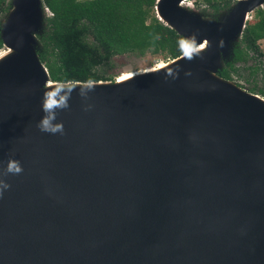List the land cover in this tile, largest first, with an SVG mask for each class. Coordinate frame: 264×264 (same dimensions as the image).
<instances>
[{"label":"water","instance_id":"1","mask_svg":"<svg viewBox=\"0 0 264 264\" xmlns=\"http://www.w3.org/2000/svg\"><path fill=\"white\" fill-rule=\"evenodd\" d=\"M176 1L155 0V17L193 47L205 40L216 73L264 0H235L226 25ZM9 4L0 42L19 54L0 59V264H264V112L204 75L197 54L116 90L52 95L63 132H43L48 96L22 90L49 79L34 39L47 10ZM9 160L22 171L5 174Z\"/></svg>","mask_w":264,"mask_h":264},{"label":"trees","instance_id":"2","mask_svg":"<svg viewBox=\"0 0 264 264\" xmlns=\"http://www.w3.org/2000/svg\"><path fill=\"white\" fill-rule=\"evenodd\" d=\"M201 1L212 12L226 10L233 0ZM155 0H41L47 15L43 31L37 36L38 60L46 68L49 81L76 83L112 80L97 69L108 65L111 57L123 53L164 51L170 60L193 46L154 15ZM8 0H0V15L8 10ZM264 40V6L256 7L246 20L231 57L216 74L232 81L235 62L249 54L260 55L257 42ZM1 44V43H0ZM166 58V59H165ZM259 69L253 67L250 70ZM264 79V67L259 69ZM119 76V75H118ZM239 86V85H238ZM241 87V86H239ZM264 98V88L246 89Z\"/></svg>","mask_w":264,"mask_h":264},{"label":"bare ground","instance_id":"3","mask_svg":"<svg viewBox=\"0 0 264 264\" xmlns=\"http://www.w3.org/2000/svg\"><path fill=\"white\" fill-rule=\"evenodd\" d=\"M238 1L243 2L244 0H238ZM172 7H174L176 10H178L183 15H186L187 17L191 18L196 23L204 24V25L214 23V22L217 25H226L230 15H231V12H232V11L227 12L226 11L227 9H226V10L221 11L220 15L216 19H210V18L202 17L197 12V10H195L193 8L192 4L188 1L186 2V0L176 1V3H174L172 5ZM190 11H193V12H190ZM37 13H38V16L41 18L42 10L40 9V12L37 11ZM247 13H245V15H243V19H245V20L247 19ZM158 14H159V17L163 20V22L166 23V25L172 26L174 29H176L178 31L179 35L180 34L184 35L180 31V29L177 27V25L174 22H172L161 11L160 8H158ZM193 16H195L196 18ZM210 20H216V21H210ZM32 33L33 32L31 30L29 32V36H31ZM237 34H238V30H236L230 37H228L229 40L227 39L224 41L223 48L225 50L227 49L226 46H228V45H226V43L233 41ZM204 45H205V40H201V42H195L196 47L191 48L192 51L190 53V56L197 55V54L203 55L204 65H199L198 69L204 75H206L210 80H212L213 82H215L218 85L232 91L233 93L242 97L243 99L250 102L252 105H254L255 107H257L258 109H260L261 111L264 112V98L263 97H261L258 94H255V93H250L247 90L236 85L233 81L223 79L222 77L218 76L216 73H213L212 66L210 65V60H208V58L205 57L206 51L204 50L205 49ZM28 46L29 47L32 46V43L30 41L28 43ZM214 50H215V55H217V54L219 55V52L221 49L219 47H215ZM12 54L18 55L19 52L12 50L10 47H7V48L5 47L0 51V59L5 58L7 56H10ZM219 57H220V55H219ZM188 58H189V55L186 54V52H185L175 59L168 60L166 62H160L155 67H150V68L145 69V70L132 71V72L127 73V74H122V75L114 78L113 82H111V83H109V82L93 83V88H91V89L107 88V89L116 90V89H119V88L127 85L128 83H131V82H134V81H137L140 79H144V78H150V77L158 76L161 73H164L165 71H167L170 67H172L178 63H181V62L187 60ZM42 82H43V84L41 86H38V87L32 88V89H23L22 92L29 93V94L36 95V96H48V94L58 95V94H62V93H66V92L74 91V90H78V89H89L86 86L87 84L80 85L79 84L80 82H77L74 87L66 89L68 87V85H66V84L60 85L59 83L49 81V79L48 80L45 79L43 75H42ZM44 86H46V87H44Z\"/></svg>","mask_w":264,"mask_h":264},{"label":"rangeland","instance_id":"4","mask_svg":"<svg viewBox=\"0 0 264 264\" xmlns=\"http://www.w3.org/2000/svg\"><path fill=\"white\" fill-rule=\"evenodd\" d=\"M187 1L191 2L193 8L197 10V12L204 18L216 19L221 13V11L218 13L212 12L201 1H198L196 4L193 3V0H186V2ZM234 1L235 0H233L232 2ZM263 6H264V1L257 7L261 8ZM255 7L252 8V10L247 13L246 20H251L254 10L256 9ZM47 14H48L47 11L43 12L41 28L39 30V33L35 34L34 37L36 42L35 51L39 46L37 36L43 31L44 28L43 18ZM4 16L5 14L0 15V21L4 18ZM239 36L240 34L237 36V39L239 38ZM235 41L231 44V48L235 43ZM257 45L260 55L249 54L248 55L249 57L247 59L243 61H237L234 64V67L237 70L235 74L234 73L232 74V78H233L232 81L236 85L241 86V88L245 90L249 87H254L255 89L264 88V79L262 78L261 71L259 70L262 67H264V40H259L257 42ZM2 49L3 48L1 47L0 44V51ZM164 55H165L164 51L155 53V52H151L149 49H145L142 53L139 52L123 53L111 57L108 65L101 66L97 70L100 73H102L104 76H110L114 79L118 77V75L120 76L122 74H127L132 71L145 70L150 67H155L160 62L168 61V60H163ZM230 57H231V50L227 52L226 57L220 58L219 68L217 69V71L225 65L226 61L230 60ZM253 67H257L259 69H256L255 71H251L250 69Z\"/></svg>","mask_w":264,"mask_h":264},{"label":"clouds","instance_id":"5","mask_svg":"<svg viewBox=\"0 0 264 264\" xmlns=\"http://www.w3.org/2000/svg\"><path fill=\"white\" fill-rule=\"evenodd\" d=\"M186 54L189 55L192 49L185 46ZM87 88L91 89L93 88V82L89 81L87 82ZM63 99V98H61ZM66 105H62L60 103H57L55 99L52 98L51 94H48V98L45 100L43 104V111L47 113V115L44 116V118L40 121L38 124V127L43 132H50V133H57V132H63V125L62 124H54L53 120L55 119V114L52 111L55 107H65ZM22 171V168L18 161L15 160H9L7 164V169L5 174L7 173H13L18 174ZM10 187L9 184L5 183L3 180H0V196L3 194V190L8 189Z\"/></svg>","mask_w":264,"mask_h":264},{"label":"built area","instance_id":"6","mask_svg":"<svg viewBox=\"0 0 264 264\" xmlns=\"http://www.w3.org/2000/svg\"><path fill=\"white\" fill-rule=\"evenodd\" d=\"M191 3V2H190Z\"/></svg>","mask_w":264,"mask_h":264}]
</instances>
